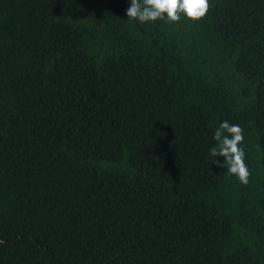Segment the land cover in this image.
Masks as SVG:
<instances>
[{
	"label": "trees",
	"instance_id": "1",
	"mask_svg": "<svg viewBox=\"0 0 264 264\" xmlns=\"http://www.w3.org/2000/svg\"><path fill=\"white\" fill-rule=\"evenodd\" d=\"M209 2L0 0V264H264V0Z\"/></svg>",
	"mask_w": 264,
	"mask_h": 264
},
{
	"label": "clouds",
	"instance_id": "2",
	"mask_svg": "<svg viewBox=\"0 0 264 264\" xmlns=\"http://www.w3.org/2000/svg\"><path fill=\"white\" fill-rule=\"evenodd\" d=\"M211 5L209 0H130L126 16L140 24L163 21L179 23L181 19L197 22L205 17ZM215 144L209 149L211 163L227 168L242 184L248 183L250 172L245 163V152L240 146L244 140L243 129L239 124L223 121L215 130ZM223 157V163L215 157ZM3 243V241H0Z\"/></svg>",
	"mask_w": 264,
	"mask_h": 264
}]
</instances>
